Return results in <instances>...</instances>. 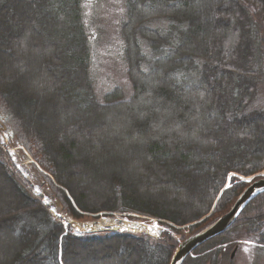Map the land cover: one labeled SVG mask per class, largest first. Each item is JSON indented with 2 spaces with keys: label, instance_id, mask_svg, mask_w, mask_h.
<instances>
[{
  "label": "trees",
  "instance_id": "1",
  "mask_svg": "<svg viewBox=\"0 0 264 264\" xmlns=\"http://www.w3.org/2000/svg\"><path fill=\"white\" fill-rule=\"evenodd\" d=\"M83 3L0 0L3 124L68 216L133 212L168 229L76 235L0 146V264H170L248 186L232 176L225 188L231 173L264 171V106L251 108L264 72V0H126L132 93L115 87L103 100ZM150 106L164 110L145 116ZM242 232L264 246V192L183 264L221 263Z\"/></svg>",
  "mask_w": 264,
  "mask_h": 264
},
{
  "label": "rangeland",
  "instance_id": "2",
  "mask_svg": "<svg viewBox=\"0 0 264 264\" xmlns=\"http://www.w3.org/2000/svg\"><path fill=\"white\" fill-rule=\"evenodd\" d=\"M195 2L198 3L199 1ZM125 11L126 0H84L83 3L84 22L91 45V77L94 82L96 94L100 100H103L104 95L115 87H121L125 91V96L127 97L132 93V83L127 72L125 44L121 32ZM21 60V62L24 63L26 60L25 56H22ZM159 94H163V92L160 91ZM51 106V103L47 104L48 109H50ZM262 106H264V72L258 79V91L251 108ZM163 110L164 109L157 108L156 106H150L145 110V116L155 112H163ZM166 111H168V109H166ZM133 118L139 119L136 114L133 115ZM124 120L128 121V118L125 117ZM44 123L52 129V125H49V122ZM176 126H178V124L176 120H173V125L167 126L165 131H170ZM189 130L192 131V128L189 127ZM0 141L1 148L3 149L4 147V150L9 152L11 160L16 165L17 169L31 181L33 192L36 195H42L43 202L51 206L50 211L55 219L62 222L64 226L70 228L75 234L84 235L92 232L90 228L86 229L79 227L77 225L78 223H93L103 218L116 220L117 226L97 229L96 232L98 233L110 232L114 229L118 231L132 229L139 233H149L147 229L141 230L125 227L121 224L123 220L140 222L149 227H156V230H150L153 235H159L163 230L168 229L155 217L140 215L133 212H115L109 215L101 214L99 217H84L82 220L68 216L65 212L60 210V206L49 196L48 186L43 184V179L38 178L35 174L32 164H37V162L25 147L17 143L15 138L12 137L11 132L3 124L2 116H0ZM233 175L236 174L232 173L231 177ZM237 176H239L241 180H248L247 182H252L257 178V176ZM2 200L3 197L0 196V202H2ZM3 201L6 203L5 200ZM187 232L188 231H186V233ZM248 241H251V243H248ZM238 244L239 246L237 247ZM1 246L0 244V250H2ZM259 248L263 249L259 250ZM245 249H247V251H245ZM220 264H264V246L262 247L251 237H248L245 232H242L237 235L235 242L230 244L229 251Z\"/></svg>",
  "mask_w": 264,
  "mask_h": 264
},
{
  "label": "water",
  "instance_id": "3",
  "mask_svg": "<svg viewBox=\"0 0 264 264\" xmlns=\"http://www.w3.org/2000/svg\"><path fill=\"white\" fill-rule=\"evenodd\" d=\"M258 176L242 192L235 204L227 213L223 214L209 227L189 236L184 241H182L176 249L170 264H182L197 247L212 239L213 237L225 232L236 221L244 207L255 196L264 192V175L260 174Z\"/></svg>",
  "mask_w": 264,
  "mask_h": 264
},
{
  "label": "bare ground",
  "instance_id": "4",
  "mask_svg": "<svg viewBox=\"0 0 264 264\" xmlns=\"http://www.w3.org/2000/svg\"><path fill=\"white\" fill-rule=\"evenodd\" d=\"M121 224L125 227H129V228H137V229H147L149 230V233H151L150 230H156V227H149L146 224L140 223V222H132V221H125L123 220L121 222ZM79 227H83V228H90V229H105V228H111L113 226H117V222L116 220H112V219H100L96 222L93 223H78L77 224Z\"/></svg>",
  "mask_w": 264,
  "mask_h": 264
},
{
  "label": "snow or ice",
  "instance_id": "5",
  "mask_svg": "<svg viewBox=\"0 0 264 264\" xmlns=\"http://www.w3.org/2000/svg\"><path fill=\"white\" fill-rule=\"evenodd\" d=\"M262 175H264V174H262ZM248 243H251V241H248ZM245 251H247V249H245Z\"/></svg>",
  "mask_w": 264,
  "mask_h": 264
}]
</instances>
